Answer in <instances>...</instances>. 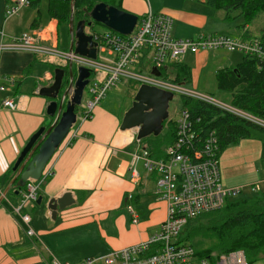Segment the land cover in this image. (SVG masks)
<instances>
[{"label": "crops", "instance_id": "1", "mask_svg": "<svg viewBox=\"0 0 264 264\" xmlns=\"http://www.w3.org/2000/svg\"><path fill=\"white\" fill-rule=\"evenodd\" d=\"M7 1L0 0V29L11 36L12 25L8 28L7 24L10 19L4 18ZM193 2L184 3V9L176 10L171 0H163L162 5L154 6L144 0H122V10L138 18L148 8L153 13L169 15L174 23H178L172 29L173 37L196 38L198 33L195 36L184 26L188 18H201L193 12H203L205 5L200 0ZM47 12L48 1L46 6L39 8L36 28L45 29L49 43L61 49L57 21ZM34 15L22 18L18 14L15 17L30 30ZM239 27L240 38H236L246 39L243 34L250 30L249 27ZM8 36L7 40L10 39ZM187 56L194 57L197 68L208 61V52H199L187 54L177 63L185 64ZM138 68H151L145 55ZM165 68L167 78L173 80V66ZM55 69L30 53H0V87L4 88L0 91V99L10 98L16 103L13 111L0 110V264H52L54 260L79 264L85 258L102 257L113 250L148 240L159 231L165 219L166 203L159 200L156 193L157 174L145 171L143 162L138 160L134 164L138 176L132 175L133 154L147 147L137 142L135 130H120L123 115L131 105L121 110L105 101L94 109L91 119L73 126L45 167L44 180L38 191L40 203L30 204L22 211L29 215V223L24 224L15 212L21 192L16 195L15 187L7 190L12 180L10 171L32 136L40 128L48 129L54 122V117L47 115L51 100L40 96L39 92L52 84ZM8 78L15 80L13 85ZM140 163L142 169L138 171L136 166ZM49 170L52 176L47 175ZM65 192L71 193L75 203L58 211L52 219L48 202ZM133 215L137 216V223H132ZM27 230L33 232L32 237L27 236Z\"/></svg>", "mask_w": 264, "mask_h": 264}, {"label": "built area", "instance_id": "2", "mask_svg": "<svg viewBox=\"0 0 264 264\" xmlns=\"http://www.w3.org/2000/svg\"><path fill=\"white\" fill-rule=\"evenodd\" d=\"M66 1V0H61ZM148 3V0H144ZM196 1V0H187ZM31 6V0H8L4 10L5 20L17 16L21 9ZM173 19L163 13H153L150 8L138 18V21L128 36H122L110 30L103 33L91 32L97 43L96 59H88L59 49L49 43L45 29L35 28L25 31L21 36L6 39L3 29H0V53L19 51L32 54L54 68L65 72L68 68L82 67L89 71V82L85 86L80 106L77 111V121L85 122L92 118L94 109L103 101L109 90L118 83L134 80L138 86L148 85L167 92L179 94L225 112L238 116L264 128V121L248 113L235 109L231 105H223L209 97L194 93L183 87L182 83L167 80V75L161 77L163 63L179 62L187 54H197L213 50H227L240 53L243 56L255 58L264 65V44L256 36L249 39H237L230 35L201 34L196 38L175 39L171 36ZM106 53V55H103ZM148 58L151 69L159 72V77L144 74L147 68H138L141 57ZM74 76V80H75ZM13 85L15 80L8 78ZM67 95H59L58 102L63 107L72 95L73 87L68 90L69 81L65 83ZM63 86V84H62ZM4 88L0 87V91ZM88 99L84 101V93ZM13 111L16 103L13 99H0V110ZM175 138L167 146L164 156L152 158L147 149L142 153H134L132 160V175L138 174L134 164L138 160L144 162V169L156 173L159 200L166 203L165 219L159 231L148 240L131 245L120 250H113L98 258H85L79 264H249L243 251L235 250L215 257L195 261V253L189 245L180 244L178 238L187 224L199 216L219 211L227 199L238 196L240 188H226L221 184L219 167L218 139L213 131H203L198 128L199 118H195L188 108L183 107L175 119ZM73 128V127H72ZM71 128V129H72ZM70 129V130H71ZM70 132V131H69ZM69 134V133H68ZM140 142L139 140L137 141ZM44 173L37 181L25 183L18 206L14 208L24 224L30 221L29 215L22 211L28 204H34L38 199V191L44 180ZM52 176V171H47ZM258 186L252 191L258 190ZM130 212L133 210L129 208ZM133 215L132 223H137ZM27 236L33 232L27 230ZM52 264H63L56 260Z\"/></svg>", "mask_w": 264, "mask_h": 264}, {"label": "trees", "instance_id": "3", "mask_svg": "<svg viewBox=\"0 0 264 264\" xmlns=\"http://www.w3.org/2000/svg\"><path fill=\"white\" fill-rule=\"evenodd\" d=\"M200 1L214 11L224 12L225 21L242 18L244 23L239 27L241 29L248 26L258 15L264 14V0ZM40 3L41 0H31L30 8L35 13L30 24L32 29L39 25ZM71 3L72 0H48V15L57 21L58 27L61 23L69 24ZM98 3L122 9V0H75L74 22L83 20L86 23L90 22L89 13ZM249 35L250 30L244 32L243 38H251ZM256 37L264 44V31ZM173 71L174 83H187L192 79L191 68L186 64H173ZM216 81L220 90L230 93L232 107L264 121V65L255 58L243 56L242 62L236 66L217 71ZM64 83H67V79ZM182 98L183 107L188 108L195 118L200 119L198 128L215 133L219 153L240 139L250 138L256 131L264 134V128L252 122L211 105ZM77 111L78 108L75 109L76 113ZM165 123L170 128L167 135L170 145L175 138V122L165 121L163 125ZM149 154L152 156L154 153L149 152ZM163 156L157 154L158 158ZM14 175L15 171H10V178ZM199 217L201 218L187 224L184 233L186 238L194 237L208 244L206 250L202 252L204 258L211 257L212 253L222 254L240 250L249 262L264 259V193H256L249 197L238 195L227 199L221 210Z\"/></svg>", "mask_w": 264, "mask_h": 264}, {"label": "rangeland", "instance_id": "4", "mask_svg": "<svg viewBox=\"0 0 264 264\" xmlns=\"http://www.w3.org/2000/svg\"><path fill=\"white\" fill-rule=\"evenodd\" d=\"M47 1L48 0H41L40 7L46 6ZM162 1L163 0H148V4L149 6H154L155 4L162 5ZM171 3L174 9L179 10L181 8L184 9V3L194 2H190L187 0H171ZM203 8V12H193L197 13L199 16H201V18H197L196 20L194 18L187 19L184 26L185 30L193 33V35L195 36L197 33L198 36L201 34H227L231 35L234 38H240L238 36L240 35L241 30L237 29V27L244 23L242 18H234L225 21L224 12L214 11L207 6H204ZM28 14H34V11L30 8L21 9L19 12V17L24 18ZM43 14H45V12ZM19 17H14L8 21V28H10L12 25V34L11 36H8V32L4 30L6 36L10 38H16L21 36L27 30V24H23ZM176 23L177 22H173L172 29L178 26V23ZM248 27L250 29V33L255 36H260L264 31V14L258 15L251 23L248 24ZM106 30L107 29L105 27L100 25H94L92 28H85L86 34H89L91 32L101 34ZM171 36L173 37L172 30ZM58 37L60 48L66 50L70 42L69 27L67 24L61 23L59 25ZM183 39L184 37H182L181 40ZM103 55H106V53H104ZM242 59L243 55L240 53H231L223 49L213 50L208 51V61L206 62V64L201 68H197L194 57L187 56L184 60V63L191 68V72L193 71V74L192 79L187 83H182V85L184 88L194 93L209 97L212 100L222 103L223 105H230V93L218 88L216 73L221 69H227L236 66L237 64L242 62ZM175 63L177 62H167L166 60L162 65L160 78L164 77V72H168L165 67H168L169 65L171 67ZM150 69L151 68H147L144 74H148L149 76L153 75L152 73H148ZM73 72L74 76H76L77 68L75 66L73 67ZM66 87L67 86L65 85V83H63L59 95H63ZM138 88L139 86L134 80H129L127 83H118L116 87L108 91L103 101L108 102L110 106H118L121 110H124L125 108H128L129 105H131L133 97L136 94ZM83 99L84 101L88 99L87 92L84 93ZM66 102L64 104V108ZM183 106V98L179 94H174L173 99L169 102V117L166 122L170 120L174 122L175 119H177L178 114H180ZM169 130L170 128H168L167 124L165 123L159 135H150L140 140V142H142V146H146L149 152L154 153L152 155V158H155L157 154L164 155L165 150L168 146L167 135ZM254 134L255 135L251 136L250 138L240 139L236 143L230 144L219 153L218 160L220 167L221 184L226 188L241 187V192L239 194L241 197H249L256 193H264V134L259 131H256ZM139 153L141 154L142 151ZM136 169L138 171H141L142 163L137 164ZM256 186L259 187L257 192L252 191V188H255ZM199 218L201 217H198V219ZM185 228L181 232L178 241L180 242V244L189 245L195 253L194 260L199 261L200 259L204 258L202 252L203 250H206L208 244L194 237L186 238V234L184 233ZM212 254V256L215 257L221 255L220 253ZM247 262L249 264H264V259L256 260L254 262H249V260L247 259Z\"/></svg>", "mask_w": 264, "mask_h": 264}, {"label": "water", "instance_id": "5", "mask_svg": "<svg viewBox=\"0 0 264 264\" xmlns=\"http://www.w3.org/2000/svg\"><path fill=\"white\" fill-rule=\"evenodd\" d=\"M75 0L71 3V14L69 19L70 44L69 52L88 59H96L97 43L93 37L86 34L85 27H91L92 23L100 24L106 29L128 36L133 31L138 16L128 13L114 6L98 3L89 13L90 22H74L73 7ZM151 73L159 77V72L152 69ZM68 90L73 87L72 95L66 102L65 108L58 102L59 92L64 83L65 72L61 68L54 70V80L48 87L40 90L39 95L49 98L51 101L47 107V115L54 117L53 124L48 128H40L36 132L17 158L12 171L15 175L12 178L7 190L15 187V194L28 181L40 179L45 167L58 150L70 129L76 124L77 114L75 109L80 106L85 86L89 82V71L85 68H78L74 80L71 66L68 68ZM67 91V90H66ZM63 93V97L67 92ZM173 99V94L148 85L139 86L133 97L131 106L124 113L120 124L121 131L135 130L138 140L150 135L160 134L163 123L168 119L169 102ZM7 190L4 194H6ZM2 198L0 199L1 202ZM41 198L37 199L40 203ZM75 201L69 192H65L58 198H53L48 202V210L51 218L55 219L58 211L65 210L73 205Z\"/></svg>", "mask_w": 264, "mask_h": 264}, {"label": "flooded vegetation", "instance_id": "6", "mask_svg": "<svg viewBox=\"0 0 264 264\" xmlns=\"http://www.w3.org/2000/svg\"><path fill=\"white\" fill-rule=\"evenodd\" d=\"M83 21H84V20H83ZM89 21H91L90 18H89ZM85 23H86V22H85ZM86 24H87V23H86ZM94 25H100V24L92 23V26L89 27V28H92ZM100 26H102V25H100ZM85 28H86V27H85ZM89 35H90V33H89ZM64 72H65V71H64ZM64 79H67V80H68V74H67V72H65Z\"/></svg>", "mask_w": 264, "mask_h": 264}]
</instances>
